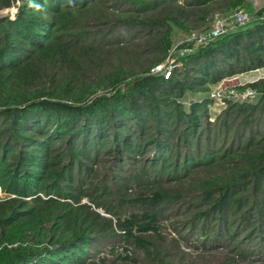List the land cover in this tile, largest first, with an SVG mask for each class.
<instances>
[{"label": "trees", "instance_id": "1", "mask_svg": "<svg viewBox=\"0 0 264 264\" xmlns=\"http://www.w3.org/2000/svg\"><path fill=\"white\" fill-rule=\"evenodd\" d=\"M16 1L0 16V264H184L190 247L264 264V77L218 112L207 94L264 68V5ZM235 10L252 15L173 50L175 30Z\"/></svg>", "mask_w": 264, "mask_h": 264}, {"label": "built area", "instance_id": "2", "mask_svg": "<svg viewBox=\"0 0 264 264\" xmlns=\"http://www.w3.org/2000/svg\"><path fill=\"white\" fill-rule=\"evenodd\" d=\"M248 20L249 16L243 10H235L225 15L215 17L211 26L208 29L202 31H190L186 34L183 40L174 44L173 50L181 42H192L194 43V45L202 44L209 39H213L222 35L226 31L228 26L232 24L244 25L245 23H247ZM174 66V59L170 55L165 62L156 65L151 71L155 73H162L164 77H167L170 73V68ZM209 96L217 101H221L225 98L244 100L254 99L255 97H257V93H255L251 89L241 91L231 87L219 90H212L210 91Z\"/></svg>", "mask_w": 264, "mask_h": 264}, {"label": "rangeland", "instance_id": "3", "mask_svg": "<svg viewBox=\"0 0 264 264\" xmlns=\"http://www.w3.org/2000/svg\"><path fill=\"white\" fill-rule=\"evenodd\" d=\"M13 1H14L13 5L10 8H8V10L2 9L0 11H5V13H7V14H12V11L16 10V7H17V1L16 0H13ZM249 1H250L251 5L253 6L254 10H256L259 7L264 5V0H249ZM12 8L14 10H12ZM246 13L249 17L252 15V12H246ZM215 17H218V16H215ZM185 36H186V34H184L183 32L175 30L174 36H173L174 44L183 40ZM172 54L175 55V52L173 51ZM261 77H264V68L258 69L255 71H251V72H247L244 74H240V75L234 76L232 78L224 79L221 82H218L214 85H211L210 90L207 94L209 95L210 91H212V90L231 88V86H233L234 84H244V83L259 79ZM192 96L199 97V94L192 95ZM222 107H223V103L221 101H217L212 105L211 110L214 112H218L220 109H222ZM166 233H167L168 238L174 237V234L171 233L170 230H166ZM190 248H191V251L183 257L184 264H204V263H208V262L215 264L223 256V253H221V252L197 253L194 251V249L192 247H190ZM137 259H138V261H136V262L130 261L128 263H122V264H145L142 261V256H138ZM109 260H111V257H109Z\"/></svg>", "mask_w": 264, "mask_h": 264}, {"label": "water", "instance_id": "4", "mask_svg": "<svg viewBox=\"0 0 264 264\" xmlns=\"http://www.w3.org/2000/svg\"><path fill=\"white\" fill-rule=\"evenodd\" d=\"M7 15V13H5V11H0V16H4Z\"/></svg>", "mask_w": 264, "mask_h": 264}, {"label": "bare ground", "instance_id": "5", "mask_svg": "<svg viewBox=\"0 0 264 264\" xmlns=\"http://www.w3.org/2000/svg\"><path fill=\"white\" fill-rule=\"evenodd\" d=\"M6 10H8V8H7ZM12 10H14V9L12 8ZM14 11H15V10H14ZM14 11H12V13H13Z\"/></svg>", "mask_w": 264, "mask_h": 264}]
</instances>
